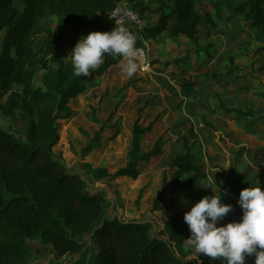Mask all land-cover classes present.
Instances as JSON below:
<instances>
[{"label":"trees","instance_id":"obj_1","mask_svg":"<svg viewBox=\"0 0 264 264\" xmlns=\"http://www.w3.org/2000/svg\"><path fill=\"white\" fill-rule=\"evenodd\" d=\"M119 0H0V31L5 30L0 45V112L3 117L13 118L20 112L29 119L23 136L0 124V264H22L27 253V241L38 237L45 245H51L58 256L79 255L76 264H225L221 259L192 252L185 247L190 236L189 226L180 211L170 213L171 203L161 205L163 186L167 181L164 173L162 186L153 198L152 210L162 211L167 219L161 228V237L151 234L152 222L121 220L117 215L108 217V198L99 192H87L86 180L76 172H70L60 156L53 152L62 130L59 119L72 116L69 101L88 86L109 67L121 60L109 56L87 76H74L71 50L79 38L91 31H106L113 27L107 12ZM143 12L142 0H131ZM200 0H154L151 14L157 13L155 24L144 25L139 31L143 40L155 39L161 33L169 36H185L197 44L207 30H201V14L197 8ZM216 19L226 22L233 19L248 22L256 28L257 36H264V0H212ZM229 11L224 16L222 9ZM53 18L55 30L43 28L42 20ZM216 19L207 12L205 21L216 26ZM44 31L46 40L43 54L47 66L40 78L41 86H35L34 69L29 64L35 57L34 38ZM137 45H142L137 41ZM264 50V47H262ZM233 56L227 72L238 68L233 65ZM212 81L221 78L215 74ZM187 96H192L194 82L178 80ZM14 85L21 87L15 91ZM146 100L141 108L146 107ZM140 108V109H141ZM140 109L138 111H140ZM225 112L252 114L235 108ZM110 116V115H109ZM108 116V117H109ZM157 117V116H156ZM153 118L142 125L139 116L133 121L130 133V149L126 164L114 172L106 167L90 170L92 179L127 176L136 179L140 175L138 165L152 156L161 154L163 141L158 137L148 151L141 148L142 136L151 130ZM110 118V117H109ZM98 124L90 140L81 148L86 156L100 146L105 125ZM208 122V121H207ZM62 123V122H61ZM210 124V123H205ZM62 125V124H61ZM116 126H114L115 128ZM192 138L197 134L189 129ZM117 131L108 140L115 138ZM186 152L169 158L172 174L169 178L170 192L184 194L189 207L212 190H202L199 183L206 178L188 147V139L182 137ZM231 167L228 174H215L222 180V187L240 193L250 186H260L255 176H245L241 168L243 149L230 150ZM143 188L140 189V193ZM214 194L219 195L214 192ZM140 194L136 201L138 202ZM222 202L229 204L232 198L221 194ZM243 212H229L217 226L239 221ZM94 242L95 248L86 246L85 238ZM248 264H255V256H246Z\"/></svg>","mask_w":264,"mask_h":264},{"label":"rangeland","instance_id":"obj_2","mask_svg":"<svg viewBox=\"0 0 264 264\" xmlns=\"http://www.w3.org/2000/svg\"><path fill=\"white\" fill-rule=\"evenodd\" d=\"M153 1L142 0L145 7V10L141 11L144 13V24L153 17V14L149 11L150 8L155 7ZM236 1L238 0H232V3ZM208 4L212 6V0H208ZM205 7L206 5L199 7L202 13ZM223 9V13H225L226 9ZM212 11L214 13V9ZM216 22L219 24V19H216ZM203 23H205L204 15L201 17L200 29ZM233 24L236 30L240 31L242 29L238 23ZM42 26L44 29L50 27L52 30H55L56 24L53 18H49L42 20ZM250 30L253 36L257 38L264 37L257 36L256 28L251 25ZM3 33V31H0V45ZM45 40L44 31L34 38L35 57L29 64L34 69L33 83L35 86L41 85L40 78L43 69L47 66V59L42 49ZM161 40H164L163 37ZM145 41L148 43V40ZM211 42L206 40L205 36H202L198 40V47L203 48V50H196L197 53L193 57L189 55L183 57L174 56L175 52L179 49L177 46L167 49L166 58L169 59V62L166 63L165 68L168 64L188 65L191 61L194 65L198 66L199 62H205V55L207 53L210 52L211 55L214 53L211 48ZM261 42L264 44V39ZM232 56L233 58L243 56L242 49L237 48L232 53ZM107 57L109 56L105 58ZM225 62L227 63L228 61L226 60ZM121 63L122 58L118 64L109 67L101 74L94 85L88 86L83 92L78 118L71 124V132L63 142V147H56L54 154L62 158L70 172L79 173L86 180L87 192H99L109 199L110 205L107 208L106 214L108 217L117 215L121 220L125 221L132 219L138 221L149 220L152 222L151 234L161 237V228L167 215L162 211H153L152 203L157 191L162 186V176L164 173L167 176V181L163 186L164 194L161 205L171 203L170 212L180 211L183 217L184 213L190 210L185 195L171 193L169 188V178L173 170L169 168L168 161L175 154L186 152V148L182 143V137L184 136L188 139L190 153L198 165L203 162L200 160L203 157V155H200L202 154V150L197 149V146L201 142L203 143V147H213L218 144V141L226 144L227 140L224 139L222 134L217 139V135L214 133L215 127L210 121L207 122L205 120L203 112L206 109H210L209 106L199 104L194 99L185 103V99H180V96L173 91H170L171 94L160 95L158 94L160 87L154 83L150 69L143 70L139 67L133 77L127 78L121 74ZM252 63H261V66H264V57ZM183 69L190 70V66H184ZM171 72L174 73V68H172ZM176 76L177 74H171V77L175 79L174 81H178ZM13 89L21 91V87L18 85H14ZM146 100L149 101L148 105L141 108ZM70 108L73 114L74 108L72 103H70ZM139 109L140 111H138ZM219 109L221 108H217V111ZM214 112H216L215 109ZM137 116H139L142 125H147L157 116L150 132L145 133V141L142 139L143 150H149L158 137H161L163 141L160 155L153 156L148 161L138 165L142 176L141 185L134 189L138 185L139 180L135 182V186H127L125 180L120 177L92 179L90 170L95 167H106L109 172H114L126 164L129 158L128 152L131 141L130 130ZM94 117L105 125L101 134L103 139L99 147L90 151L86 156H82L80 154L81 148L90 140L94 131L98 128V124L93 121ZM60 120L57 121V126L61 130L62 123ZM28 123L29 119L20 112H16L13 118H5L0 112L1 126L13 131L17 136L24 135ZM114 126L116 127L114 128ZM191 127L197 134L196 138H192L189 134ZM116 131L117 135L115 138L108 140ZM225 138H227V134ZM67 152L69 153L68 156H66ZM198 187L202 190L210 188L216 192H221L222 190L220 182H207V179H203ZM141 188H143V191L140 193ZM139 194L140 198L137 202L136 199ZM235 203H229L232 205L231 211L240 210V205L237 202ZM85 243L86 246L91 248L96 247L89 236H86ZM185 247L195 252L193 247L187 242L185 243ZM78 258V254L58 256L51 245H45L38 237H35L27 241V253L22 264H76Z\"/></svg>","mask_w":264,"mask_h":264},{"label":"crops","instance_id":"obj_3","mask_svg":"<svg viewBox=\"0 0 264 264\" xmlns=\"http://www.w3.org/2000/svg\"><path fill=\"white\" fill-rule=\"evenodd\" d=\"M239 1L241 0L235 3ZM205 5L206 7L202 13L199 7H204ZM197 8L199 9L201 17H203V15L205 16V13L208 12L212 18L215 19L212 6L208 4V0H200V2L197 3ZM223 10L224 9H222V12H224ZM223 15L228 16L229 11L226 9ZM157 19L158 14L153 13V17L147 20L145 25H153ZM233 23H238L241 26V32L235 29ZM201 29L208 31V36H205V39L212 41L210 44H212L211 48L214 53L212 55L210 52L207 53L205 55V62H199V64H197L198 66L194 65L191 61L188 65L168 64L165 68L166 63L169 62V59L166 58V50L169 48L175 46L179 47L174 55L178 57L187 55L193 57L197 53L196 50H203V48L198 47V43H192L185 36L173 37L164 32L155 39H148V43L144 40V44L146 46L147 56L149 57L148 59L151 61L150 70L152 71L154 83L160 87L158 94H171L170 91H173L180 96V99H185V103L194 99V101L199 104H203L207 107L209 106L210 109H206V111L203 112L204 118L210 121L215 127L214 133L217 135V139L220 137L219 135L222 134L228 144H223L218 141V144L213 147H203V143L201 142V144L197 146L198 150H202V154L200 155H203V157L200 158L203 162L199 167L205 171V179H207V182H220L222 188L220 194L229 195L232 198L230 203L233 202V204H236L235 202H237L238 204L240 193H233L225 190L222 187V180L215 179V174H228L231 167V154L229 149L236 150L242 148L243 154L240 165L242 170L245 171V176H255L258 184L261 186L264 185V66H261V63H252L264 57V50H262L264 44L261 42L264 37L257 38L253 36L248 22H240L235 19L231 22H226L221 18L219 19V24L217 23L216 26H211V24L205 21ZM2 31L4 32V36L5 30ZM162 37L164 40H161ZM178 43L180 44L178 45ZM237 48L242 49L243 56L235 57L233 65L238 68H234L227 72V68L231 67L229 62H225L227 56L232 55ZM183 51L185 52L183 53ZM184 66H190V70L183 69ZM172 68H174V73L171 72ZM215 73L221 78V81L218 83L212 81V76ZM171 74H177L176 78L178 80L187 79L195 83L192 88L193 97L187 96V94L181 90L178 82L174 81L175 79L171 77ZM82 97L83 93H80L69 101V105L72 103L74 108L70 118L59 119L60 122H62V130L59 142L53 147V152H55L56 147H63V142L68 134H70L71 124L77 120L80 113ZM216 106L221 109L217 111ZM225 108H235L243 112L251 110L252 114L241 115L235 111L225 112ZM214 109L216 112H214ZM145 133L142 136L143 141H145ZM226 134L227 138H225ZM143 141H141V148L144 146L142 144ZM68 155L69 153L67 152L66 156ZM119 177L125 180L127 186H135V182L139 180L138 185H136L134 189L141 185V174L136 179H131L127 176ZM206 190L212 189L207 188ZM212 191L219 194V192ZM247 262L249 261L247 260Z\"/></svg>","mask_w":264,"mask_h":264},{"label":"clouds","instance_id":"obj_4","mask_svg":"<svg viewBox=\"0 0 264 264\" xmlns=\"http://www.w3.org/2000/svg\"><path fill=\"white\" fill-rule=\"evenodd\" d=\"M136 44L137 37L123 25L111 31H91L70 51L73 75L87 76L106 56H117L122 58L121 74L131 78L143 59ZM238 204L243 212L240 220L220 226L218 222L232 210V205L222 202L221 194L213 192L192 204L184 213L190 230L187 243L199 255L219 258L225 264H246V256H255V264H264V190L260 186L242 189Z\"/></svg>","mask_w":264,"mask_h":264},{"label":"built area","instance_id":"obj_5","mask_svg":"<svg viewBox=\"0 0 264 264\" xmlns=\"http://www.w3.org/2000/svg\"><path fill=\"white\" fill-rule=\"evenodd\" d=\"M109 19L113 23V27L106 31H111L115 26L123 25L130 33L137 37V41H141L142 45H137L140 56L143 58L140 68L148 70L151 67V63L147 56V50L144 45V40L141 38L139 31L143 28L144 24V13L139 10L135 2L131 0H119L112 10L107 12Z\"/></svg>","mask_w":264,"mask_h":264}]
</instances>
